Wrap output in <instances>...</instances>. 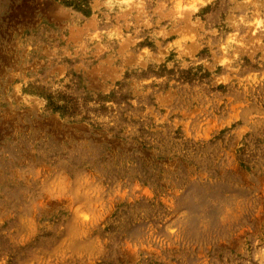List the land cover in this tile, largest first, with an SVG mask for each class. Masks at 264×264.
<instances>
[{
    "label": "rangeland",
    "instance_id": "rangeland-1",
    "mask_svg": "<svg viewBox=\"0 0 264 264\" xmlns=\"http://www.w3.org/2000/svg\"><path fill=\"white\" fill-rule=\"evenodd\" d=\"M0 264H264V0H0Z\"/></svg>",
    "mask_w": 264,
    "mask_h": 264
}]
</instances>
